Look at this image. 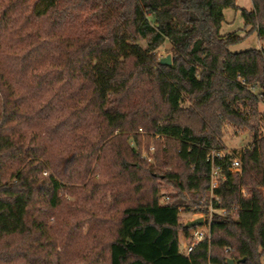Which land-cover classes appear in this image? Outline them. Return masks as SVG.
I'll return each mask as SVG.
<instances>
[{"label": "trees", "instance_id": "obj_1", "mask_svg": "<svg viewBox=\"0 0 264 264\" xmlns=\"http://www.w3.org/2000/svg\"><path fill=\"white\" fill-rule=\"evenodd\" d=\"M252 3L241 35L221 32L236 0H0V264H264V0ZM254 33L261 46L231 49ZM139 128L146 145L166 138L153 161ZM228 129L252 140L215 157L212 191L208 156ZM183 211L211 214L189 256Z\"/></svg>", "mask_w": 264, "mask_h": 264}, {"label": "rangeland", "instance_id": "obj_2", "mask_svg": "<svg viewBox=\"0 0 264 264\" xmlns=\"http://www.w3.org/2000/svg\"><path fill=\"white\" fill-rule=\"evenodd\" d=\"M236 4L239 6V9H234V8H226L224 11L225 14V20L224 23L222 25V34H226V33H230V32H236L239 33L241 35L244 34V27H245V21L242 17L241 11L242 9H246V10H252L253 9V3L252 0H236ZM263 42H261L258 37L257 34L254 33L251 36H249L248 38H246L245 40H243L242 42L233 45L231 47V49L233 51H242V50H246V49H250V48H254V47H259ZM142 44L144 46H146L145 41H142ZM171 48L172 45L169 41H166L158 50V56L160 58L166 57L167 55H171L172 57V53H171ZM261 110H264V104L262 103L260 106ZM143 130V129H142ZM138 132L141 134H144V131H140V128L138 129ZM143 144H142V152L143 154L147 155L150 159H148L149 161H153L154 160V152L151 150V146H156L158 144V142L160 141V143L162 144V147H165L167 142H166V138L163 136H155L152 135L150 137L149 140V145H146L147 143V137L144 134L143 135ZM252 138L250 136L249 132L246 133H240L238 136L234 135V132L232 131V129H228L225 132L224 135V141H225V145H226V152H233V151H241L245 146H247L250 142H251ZM144 157V155H143ZM238 157L239 154H238ZM145 158V157H144ZM172 191L171 187H165L162 189V191L160 192V202L162 203V198L164 195L170 194V192ZM207 216L204 213H194V212H182L181 216H182V222L187 223L190 220H193L195 218H197L198 216ZM53 221V219L51 220ZM190 234H191V230L189 231L188 236H186L183 232H181V249L183 250V248L185 247V245L187 243L190 242ZM211 238V237H210ZM73 249V247L71 248Z\"/></svg>", "mask_w": 264, "mask_h": 264}, {"label": "built area", "instance_id": "obj_3", "mask_svg": "<svg viewBox=\"0 0 264 264\" xmlns=\"http://www.w3.org/2000/svg\"><path fill=\"white\" fill-rule=\"evenodd\" d=\"M140 131H143L142 128H140ZM151 150L154 152L155 146H151ZM225 154H226L225 150H218V151L214 150L208 156V160L212 162V172H211V190L212 191L219 185V182H220V175H219L220 168H219V166L215 165V157L221 158V157H224ZM143 155L145 158L150 159L147 155H145V154H143ZM231 169L233 171H240L241 170L240 158L238 156L233 159ZM168 200H169V196L164 195L162 198V203H166V202H168ZM218 201H220L219 198H218ZM213 210L214 209L211 207V212ZM220 211L224 212L225 209H221ZM210 215L209 216L201 215L204 217L203 225L191 228L190 242L187 243L182 250L185 255L189 256L191 254V252L193 251V249L195 248V246L200 241L210 239L211 231H210V223L208 220V219H210ZM198 217H200V216H198Z\"/></svg>", "mask_w": 264, "mask_h": 264}, {"label": "water", "instance_id": "obj_4", "mask_svg": "<svg viewBox=\"0 0 264 264\" xmlns=\"http://www.w3.org/2000/svg\"><path fill=\"white\" fill-rule=\"evenodd\" d=\"M161 63L163 64H172V57L171 55H167L166 57H163L161 59ZM204 223V217L203 216H200V217H197L193 220H190L186 223V226L189 227V228H192V227H195V226H200V225H203ZM229 264H234V260L233 259H229L228 260Z\"/></svg>", "mask_w": 264, "mask_h": 264}, {"label": "crops", "instance_id": "obj_5", "mask_svg": "<svg viewBox=\"0 0 264 264\" xmlns=\"http://www.w3.org/2000/svg\"><path fill=\"white\" fill-rule=\"evenodd\" d=\"M261 45H262V44H261ZM261 45H260V46H261Z\"/></svg>", "mask_w": 264, "mask_h": 264}]
</instances>
